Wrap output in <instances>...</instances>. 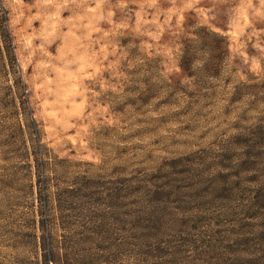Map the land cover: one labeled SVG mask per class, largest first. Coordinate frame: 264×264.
Listing matches in <instances>:
<instances>
[{
    "label": "rangeland",
    "instance_id": "obj_1",
    "mask_svg": "<svg viewBox=\"0 0 264 264\" xmlns=\"http://www.w3.org/2000/svg\"><path fill=\"white\" fill-rule=\"evenodd\" d=\"M0 264H264V0H0Z\"/></svg>",
    "mask_w": 264,
    "mask_h": 264
},
{
    "label": "trees",
    "instance_id": "obj_2",
    "mask_svg": "<svg viewBox=\"0 0 264 264\" xmlns=\"http://www.w3.org/2000/svg\"><path fill=\"white\" fill-rule=\"evenodd\" d=\"M4 21H3V25L6 26V32H7V37H8V41L7 42H11L12 39V35L9 29V24H8V18L7 15L5 14V16H3ZM190 66V58H189V52H185V54L181 57V67L182 68H186ZM66 250H68V248H65ZM151 250H153L155 253L159 252V248H151ZM162 250V248H160V251ZM153 252V253H154Z\"/></svg>",
    "mask_w": 264,
    "mask_h": 264
}]
</instances>
